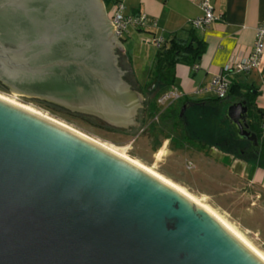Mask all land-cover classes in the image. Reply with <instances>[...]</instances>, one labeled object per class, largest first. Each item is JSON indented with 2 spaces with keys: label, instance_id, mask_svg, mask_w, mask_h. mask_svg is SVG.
<instances>
[{
  "label": "water",
  "instance_id": "obj_1",
  "mask_svg": "<svg viewBox=\"0 0 264 264\" xmlns=\"http://www.w3.org/2000/svg\"><path fill=\"white\" fill-rule=\"evenodd\" d=\"M0 88L125 133L148 100L101 0H0ZM247 114L225 109L254 139ZM0 264L264 262L144 170L0 98Z\"/></svg>",
  "mask_w": 264,
  "mask_h": 264
},
{
  "label": "rangeland",
  "instance_id": "obj_2",
  "mask_svg": "<svg viewBox=\"0 0 264 264\" xmlns=\"http://www.w3.org/2000/svg\"><path fill=\"white\" fill-rule=\"evenodd\" d=\"M109 8L110 5L106 4L105 9L109 10ZM150 39V33L142 29L133 31L123 41L128 66L140 82L141 91L150 85L153 60L160 51V48L150 42ZM163 88L164 86H158L155 91L161 93ZM0 94L40 110L107 143L182 186L187 192L199 197L204 204L215 210L264 253V190L260 189L263 187L250 182L247 178L237 176L232 169L223 165L225 161H215L211 156L206 155L208 151L201 147L198 140L189 138L185 142V148L178 150L176 135L170 131L171 139L168 138L167 141L162 139L156 150L151 152V140L145 128V122L140 125L143 126L142 130L139 126L133 133H123L99 127L77 115L63 111L51 112L23 95L6 90H0ZM176 102L177 100L174 101ZM159 106L163 107V105ZM213 113L214 108L211 105L185 108V118L192 119L188 127L193 135L204 132L203 123L210 125V122L214 121ZM229 126L231 129L232 125ZM161 147H163V154L156 156ZM187 161L190 162L187 163Z\"/></svg>",
  "mask_w": 264,
  "mask_h": 264
},
{
  "label": "crops",
  "instance_id": "obj_3",
  "mask_svg": "<svg viewBox=\"0 0 264 264\" xmlns=\"http://www.w3.org/2000/svg\"><path fill=\"white\" fill-rule=\"evenodd\" d=\"M119 1H121L123 5L122 12L124 14L142 12L145 14L148 22L151 20L154 21V25L147 24L143 28L129 25L127 30L119 37L122 47L124 39L135 30L143 29L148 32V34L150 33L151 36H162L163 38L172 33L184 37L186 29L190 27L188 19L201 13L196 0ZM112 2H110L109 5ZM210 2L215 17L206 27L202 29L195 28L196 34L204 41L203 51L194 61V64H192V62L177 61L172 69L173 82L168 85H161L164 86L162 91L175 86L184 93V95L178 99H185V97H187V100L193 101L189 103L184 100L183 102H187L185 108L193 106L206 107L209 105L214 107L218 106L225 117V109L229 104L243 100L237 94V91L250 87L249 90L252 94L253 105L264 110V37L259 65L247 72L233 74L230 79L237 83L233 91L227 94V90L225 97L219 98L214 102L212 99L215 98L214 94L210 92H194L197 86L206 84L210 77L215 74L225 62L245 55L248 52L253 41L255 25L264 21V0H210ZM105 12H107L106 9ZM135 79L140 92L147 95L149 100L150 93L141 91V84L136 77ZM153 79L155 80V84L157 81L155 78ZM178 99L176 100L178 101ZM174 101L175 100H173L172 103H174ZM187 120L186 124L189 125L192 123L190 121L192 119ZM227 121L231 123L228 119ZM246 122H249L248 116ZM231 124L234 125L233 123ZM167 140L168 138H165V141ZM185 146L184 143L182 147H177V149H184ZM206 155L211 156L215 161H225L223 165L232 169L234 173H240L244 169V165L241 161L232 158L223 151H217L213 148L210 149Z\"/></svg>",
  "mask_w": 264,
  "mask_h": 264
},
{
  "label": "trees",
  "instance_id": "obj_4",
  "mask_svg": "<svg viewBox=\"0 0 264 264\" xmlns=\"http://www.w3.org/2000/svg\"><path fill=\"white\" fill-rule=\"evenodd\" d=\"M112 1L115 0H102L104 5L109 4ZM158 46L160 48V52L155 56L153 60L151 70L152 76L150 77V79L155 78L157 82L152 86L150 90L146 92L150 93V98L146 103L142 121V124H144L143 122H145V128L148 130V134L150 135L151 152L156 150L162 139H171L172 135H170V131L175 133L178 147H182L189 138L198 140L197 137L198 135H200V133H196L197 135H193L188 127L189 125L186 124L188 120L184 116L185 109L181 114H179L180 105L184 100L189 103L193 101H189L187 100V97H185V99H178L176 103L170 102L167 105L161 107L156 102V97L160 92L155 91V88L165 84L168 85L173 82L172 69L177 61L192 62V64L195 63L194 61L204 49V41L196 34L195 28L190 26L186 29V34L184 37H180L173 33L169 34L168 36L163 38L162 42ZM236 85L237 83L235 81H231L230 79L227 94L233 91ZM249 89L250 87H246L243 90H238L237 94L241 99L244 100L248 107L249 123L258 138L260 134V122L264 116V110L253 105L252 94L250 93ZM0 90L4 89L0 88ZM28 99L32 100L30 98ZM212 99L214 102L219 98L215 97ZM32 101L50 110L51 112H62L53 109L44 103L35 100ZM213 108L214 113L212 117L214 121H211L210 125L203 123L204 132L202 133H204L207 137H209V135L217 134L218 132L222 133V135L231 133L232 136H236L234 128L232 127L233 130L232 128L230 129V123H228L227 119L223 116L222 111L219 109V107L213 106ZM155 114L156 117L153 118ZM200 116H202V114ZM259 144L261 151L255 162L258 165L264 166V138H262Z\"/></svg>",
  "mask_w": 264,
  "mask_h": 264
},
{
  "label": "built area",
  "instance_id": "obj_5",
  "mask_svg": "<svg viewBox=\"0 0 264 264\" xmlns=\"http://www.w3.org/2000/svg\"><path fill=\"white\" fill-rule=\"evenodd\" d=\"M196 1L199 9L201 10V13L199 15L190 17L188 20L190 26L202 29L209 24V22L215 17V15L212 12V4L210 0ZM122 7L123 5L121 1L115 0L110 4L109 10H107L106 12L108 20L113 24L114 35L120 37L127 30V27L129 25H132L134 27H144L147 24L154 25V21L151 20L150 22H148L144 13L138 12L135 14H124L122 12ZM263 37L264 21L259 22L255 25L253 41L248 52L245 55L225 62L223 65H221L219 70L210 77L209 81L206 84L197 86L194 89V92H210L217 98L225 97L230 84V77L233 74L247 72L259 65L262 52ZM150 40V42L158 46L162 42L163 37L152 35ZM183 95V92L178 90L175 86H172L169 89L159 93L156 97V102L159 105L165 106ZM155 117L156 114L153 118ZM139 128L140 130H142L143 126H140ZM260 132L261 134H264V118L260 122ZM189 162L190 161H187V163Z\"/></svg>",
  "mask_w": 264,
  "mask_h": 264
},
{
  "label": "bare ground",
  "instance_id": "obj_6",
  "mask_svg": "<svg viewBox=\"0 0 264 264\" xmlns=\"http://www.w3.org/2000/svg\"><path fill=\"white\" fill-rule=\"evenodd\" d=\"M0 98L9 101L13 104H16L28 111H31L32 113H35L37 115H40L46 119H48L49 121H52L53 123L61 126L63 129L67 130L68 132H70L72 135H75L76 137H79V139H84L87 140L89 142H92L94 144L99 145L100 147H103L104 149L120 156L121 158L127 160L128 162L132 163L133 165L139 167L140 169L144 170L145 172H147L148 174H150L151 176H153L155 179H157L158 181L162 182L163 184L169 186L170 188L174 189L175 191H177L178 193H180L182 196L186 197L189 201H191L192 203H195L196 205L200 206L201 208H203L205 211H207L212 217H214L226 230H228L234 237H236L240 242H242L253 254H255L261 261L264 262V253L261 252L260 250H258L248 239H246L243 234L238 231L235 227H233L229 222H227L221 215H219L215 210H213L210 206L204 204L201 199L199 197H196L195 195L187 192L182 186L176 184L175 182H173L172 180L168 179L167 177L163 176L160 173L155 172L154 170H152L151 168H149L148 166L144 165L143 163H141L140 161L133 159L129 156H127L124 152L118 151L117 149L109 146L107 143L102 142L94 137H91L90 135H87L77 129H75L74 127L68 125L65 122H62L52 116H49L48 114L37 110L29 105H25L22 104L20 102H17L7 96H4L2 94H0ZM161 153H163V147H161L156 156H159Z\"/></svg>",
  "mask_w": 264,
  "mask_h": 264
},
{
  "label": "flooded vegetation",
  "instance_id": "obj_7",
  "mask_svg": "<svg viewBox=\"0 0 264 264\" xmlns=\"http://www.w3.org/2000/svg\"><path fill=\"white\" fill-rule=\"evenodd\" d=\"M104 8V5H103ZM105 11V9H104ZM106 14V12H105ZM107 16V15H106ZM107 18V17H106ZM108 19V18H107ZM116 39H118V36H116ZM125 61L128 63L127 57L125 55ZM130 68V67H129ZM131 72V69H130ZM131 75L134 78V81L136 83V79L134 75L131 73ZM137 84V83H136ZM151 89V88H150ZM144 92H147L148 90L146 87H144ZM249 123V122H248ZM230 125H232L230 123ZM233 128H235L234 125H232ZM248 129L253 131L252 127L250 126V123L248 124ZM236 128H235V134H236ZM234 134V133H233ZM198 142L201 144V147L209 152L210 149H215L217 151H223L229 156H231L234 159H237L241 161L244 165L243 171L240 173H235L237 176H240V178H247L250 180V182L260 185L263 188H260L262 191L264 190V166L256 164V158L260 155V144L262 138H264V135L259 134V137L257 138H249L247 136H232L231 133H228L226 135H222V133H217L214 135H209L207 137L204 133L198 135Z\"/></svg>",
  "mask_w": 264,
  "mask_h": 264
}]
</instances>
